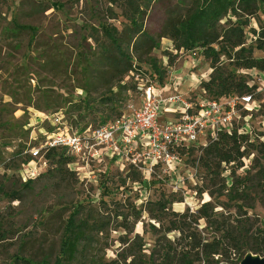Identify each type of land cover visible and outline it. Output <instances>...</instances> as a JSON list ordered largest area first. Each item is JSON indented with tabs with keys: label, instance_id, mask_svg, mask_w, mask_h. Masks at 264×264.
<instances>
[{
	"label": "rangeland",
	"instance_id": "374dc122",
	"mask_svg": "<svg viewBox=\"0 0 264 264\" xmlns=\"http://www.w3.org/2000/svg\"><path fill=\"white\" fill-rule=\"evenodd\" d=\"M211 2L0 0V227L7 230L0 241V264H13L15 257L53 264L72 216L102 226L95 237L98 258L107 261L121 252L124 264H182L190 238L187 231H169L170 220L196 214L204 203L210 221H184L192 240L219 236V222L245 223L253 233L264 229V0H231L235 6L219 17L211 10L193 37L192 15ZM105 26L133 38L130 55L137 81L129 75L122 87L91 85L96 79L90 76L89 60L106 42ZM214 35L216 42L206 39ZM192 38L206 40L219 53L216 63L199 42L186 47ZM155 69L162 72V82ZM213 71L229 94L253 98L239 123L250 143L243 166L234 173L222 163L219 176L210 175L201 166L203 148L197 146L180 151L168 165L153 166H136L132 155L122 151L100 158L80 152L70 155L67 165L74 176L64 178L48 172L42 151L37 157L30 153L57 134L81 135L82 126L130 113L140 103L130 84L151 82L193 100ZM102 96L110 97L112 105L103 103ZM122 213L126 228L117 216ZM191 255V264H198ZM258 263H264V253L246 251L238 264Z\"/></svg>",
	"mask_w": 264,
	"mask_h": 264
},
{
	"label": "trees",
	"instance_id": "16d2710c",
	"mask_svg": "<svg viewBox=\"0 0 264 264\" xmlns=\"http://www.w3.org/2000/svg\"><path fill=\"white\" fill-rule=\"evenodd\" d=\"M233 6H235V3L231 2V0H212L211 4H205L201 8V11L200 8L199 10L196 8L195 14L191 17L193 25L191 35L197 37L199 32L196 27L199 20L207 18L208 16L211 17V10L216 11L217 17H219L224 12L232 9L231 7ZM236 27V29L239 30L241 25L237 24ZM233 29L236 30L235 28ZM102 34L106 42L102 48L96 52L94 57L89 60V63L93 66L90 76H94L93 78L96 79L90 83L94 87L102 88L108 85L112 87L115 83L117 86H120L125 77L138 74L136 73L137 68L134 66L130 55V46L133 38L122 30L119 31L114 26L103 27ZM166 34L167 30L163 29L161 35L165 36ZM168 36L173 39L170 34H168ZM206 39L211 42H216L218 37L215 35L210 37L207 36ZM196 42L202 45L208 44L206 40H196L192 38L191 41L186 44V47L191 48ZM182 45L183 44L180 46ZM210 47L211 46L206 49L205 53H207V56L211 57V63H216L219 53L214 52V49ZM154 73L156 75L155 78L162 82V72L155 69ZM215 74L216 72L213 71L212 78L201 83V89L212 98L231 93L226 91L225 87L216 80ZM129 87L135 90L136 86L135 84H130ZM101 99H103V103L106 105H112V99L110 97L102 96ZM111 108L113 109L112 106ZM103 123L100 122L94 124V126L89 124L88 126L96 127ZM85 127L87 126H82L81 128L83 129ZM249 143V136L246 133H239L236 130H232L231 133L220 132L214 140H211L206 147L202 149L203 153L200 157L201 166L212 176H219V167L222 163L230 165V172L234 173L243 166L242 159L245 156V146ZM59 148L60 150H58ZM42 153L43 157L50 164L48 172L63 178L67 174L74 176V173L67 168V165L72 162L73 157L65 153V148H43ZM30 157L31 158H26L23 163L29 162L32 159V156ZM234 183L235 182H233L232 185H234ZM208 205V203H204L203 208L198 210L196 214H182L179 216L178 220L174 218L170 220L171 226L168 228L169 231L177 230L182 233L187 231V238H190L187 244L189 248H187V251L184 253L185 255L182 257V264L192 263L189 258L191 253H194V255L191 256L198 261V264H218L220 260L230 264H238L246 251L264 253V229L255 233L249 232L248 229H245V223L226 226L219 222L216 224L215 231L219 233V236L213 238L211 241L202 242L199 240H192L195 239V236L190 232V227L186 226L188 222L184 224V221L187 218H190L189 223H196L200 218L210 221V215L206 209ZM164 207L163 204L162 209H164ZM134 211L136 210L134 209L132 212ZM76 212L77 214L79 213L78 210ZM118 215L122 217L120 220V227L126 228V222H123L126 216L123 213L117 214V216ZM173 215L176 216L174 213ZM128 230L130 232L132 231L131 228H128ZM102 231L103 228L100 224L90 222L88 218L79 219L76 218V216L70 217L64 228V240L61 254L53 264H124L125 257L121 252L107 261L96 256L94 252L95 249H98L99 241L95 237ZM5 238H7V230L5 231L0 227V241ZM247 241H249V245H247ZM45 262L47 263L48 260ZM13 264H31V260L28 258L15 257Z\"/></svg>",
	"mask_w": 264,
	"mask_h": 264
},
{
	"label": "built area",
	"instance_id": "2783aa9c",
	"mask_svg": "<svg viewBox=\"0 0 264 264\" xmlns=\"http://www.w3.org/2000/svg\"><path fill=\"white\" fill-rule=\"evenodd\" d=\"M138 78L136 74L135 80ZM135 86L140 103L130 113L96 127L87 126L81 135L57 134L39 148H32L31 155L37 157L48 147H63L68 155L81 152L91 158L108 152L119 155L122 151L126 156L132 155L130 162L136 166L168 165L178 158L180 151L194 146L202 149L220 132L244 133L239 123L253 101L252 94L212 98L201 89V94L192 100L177 90L160 88L151 82H136Z\"/></svg>",
	"mask_w": 264,
	"mask_h": 264
},
{
	"label": "flooded vegetation",
	"instance_id": "af4514ba",
	"mask_svg": "<svg viewBox=\"0 0 264 264\" xmlns=\"http://www.w3.org/2000/svg\"><path fill=\"white\" fill-rule=\"evenodd\" d=\"M164 34V33H163ZM217 40V39H216ZM210 45H202L201 47H203L205 50L204 51H206V49L209 47ZM209 57V56H208ZM210 58V60H211V57H209Z\"/></svg>",
	"mask_w": 264,
	"mask_h": 264
},
{
	"label": "water",
	"instance_id": "95a60500",
	"mask_svg": "<svg viewBox=\"0 0 264 264\" xmlns=\"http://www.w3.org/2000/svg\"><path fill=\"white\" fill-rule=\"evenodd\" d=\"M258 264H264V263H258Z\"/></svg>",
	"mask_w": 264,
	"mask_h": 264
}]
</instances>
